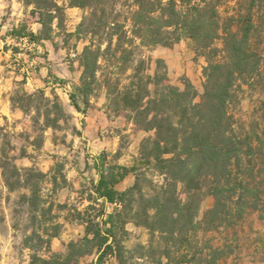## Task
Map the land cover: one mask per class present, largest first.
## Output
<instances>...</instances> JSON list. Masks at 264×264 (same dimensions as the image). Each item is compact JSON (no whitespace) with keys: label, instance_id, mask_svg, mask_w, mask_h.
<instances>
[{"label":"rangeland","instance_id":"374dc122","mask_svg":"<svg viewBox=\"0 0 264 264\" xmlns=\"http://www.w3.org/2000/svg\"><path fill=\"white\" fill-rule=\"evenodd\" d=\"M236 4L237 0L231 1ZM73 11L71 16L66 14L64 28L57 27V20L54 23L58 32L54 36L66 47L69 61L79 60L88 43L69 34L76 31L86 13L78 6ZM144 52L166 62L172 84L184 88L187 80L192 82L197 100H201L207 61L197 55L189 39ZM38 91L43 92L42 97L30 99L28 92L17 88L12 96L16 108L0 114V264H31L34 250L28 245L45 250L46 243L38 236L57 230L51 248L65 253L71 240L85 235L86 224L76 219L79 213L83 216L88 208L97 214L101 207L105 213L96 221L105 231L111 226L104 223L108 214L124 210L112 227L117 252L99 262L94 248L81 257L80 264H264V56L259 73L236 88L229 105L234 129L245 139L244 153L234 167L244 188H238L234 201L223 199L226 203L219 208L220 214L212 212L217 198L208 184L195 193L178 185L177 197L192 207V215L187 208L175 215L151 208L155 196H163L168 188L165 175L140 160L142 141L154 132L139 129L125 113L107 112L104 87L98 86L89 97L90 106L82 95L72 92L80 109L72 104L71 96L66 105L54 90ZM101 107L108 118H86ZM103 140L109 143L104 148ZM15 165L36 170L17 174ZM111 165L131 168L119 190L134 187L127 207L102 205V198L93 201L99 169ZM41 172L45 176L37 177ZM167 204L174 209L175 203Z\"/></svg>","mask_w":264,"mask_h":264},{"label":"trees","instance_id":"16d2710c","mask_svg":"<svg viewBox=\"0 0 264 264\" xmlns=\"http://www.w3.org/2000/svg\"><path fill=\"white\" fill-rule=\"evenodd\" d=\"M231 1L23 0L25 6H32L31 15L42 29L35 33L23 24L14 33L36 42L53 39L58 33L56 20L59 29L65 27L67 7L78 6L86 11L76 31L69 33L77 40H88L79 53L82 74L76 92L90 106L89 97L98 86L104 87L107 112L125 113L139 129L154 132V136L142 141L140 160L144 166L164 174L168 182L163 196L154 198L156 203L151 208L156 213L175 215L187 208L192 215V207L177 197L180 183L188 193L198 192L208 184L217 198L212 209L217 214L223 202L234 201L238 188H244L234 167L244 153L245 139L234 129L229 105L236 88L260 71L264 56V0H237L236 5H231ZM183 39H189L197 55L207 61L204 93L199 101L192 82L187 80L184 88L172 84L166 62L144 52L157 45L173 46ZM25 94L33 99L42 97L43 92ZM71 99L80 109L74 93ZM14 169L17 174L36 170L17 165ZM130 171L131 168L119 165L99 169L94 203L102 198V205L108 201L127 207V200L131 204L134 187L125 191L116 188ZM167 193L171 195L166 196ZM167 203H175L174 209ZM123 211L116 209L108 214L104 222L111 224L108 231L96 221L105 213L103 207L97 214L88 212V208L83 216L79 213L76 219L86 224L85 235L71 240L65 253L51 248V238L59 230L39 235L46 249L28 245L34 250L31 264H80L81 257L94 248L102 262L108 253L117 252L112 227Z\"/></svg>","mask_w":264,"mask_h":264},{"label":"crops","instance_id":"0c3cea01","mask_svg":"<svg viewBox=\"0 0 264 264\" xmlns=\"http://www.w3.org/2000/svg\"><path fill=\"white\" fill-rule=\"evenodd\" d=\"M75 8L76 6L67 7L66 14L71 16ZM23 24H27L28 31L35 33L42 29V24L31 15V7L25 6L23 0H0L1 115L10 114L11 109L16 108L12 103V96L19 87L28 93L42 89L54 90L67 105L72 92L80 84L82 67L79 60L65 59L66 47L58 43L56 36L52 40L42 39L36 42L28 36L16 35L14 29ZM95 109L97 112L87 114L86 118H108L105 108ZM108 144L103 140V148ZM121 182L123 180L116 185L118 190H122Z\"/></svg>","mask_w":264,"mask_h":264}]
</instances>
